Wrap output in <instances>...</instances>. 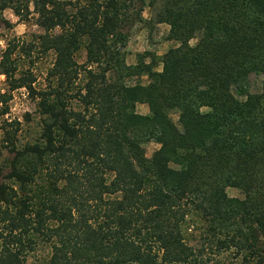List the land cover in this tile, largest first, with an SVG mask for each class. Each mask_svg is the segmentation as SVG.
<instances>
[{"label":"trees","instance_id":"1","mask_svg":"<svg viewBox=\"0 0 264 264\" xmlns=\"http://www.w3.org/2000/svg\"><path fill=\"white\" fill-rule=\"evenodd\" d=\"M137 1L162 2L175 46L159 71L127 68L147 83L126 86L122 30ZM30 6L43 34L0 51V116L25 88L41 135L18 147L19 123L1 127L13 157L6 181L0 165V264H24L40 244L42 264H209L186 241L192 218L218 251L264 264V0H0V14L26 21ZM18 52L31 65L52 55L44 89ZM149 142L159 148L146 158Z\"/></svg>","mask_w":264,"mask_h":264},{"label":"rangeland","instance_id":"2","mask_svg":"<svg viewBox=\"0 0 264 264\" xmlns=\"http://www.w3.org/2000/svg\"><path fill=\"white\" fill-rule=\"evenodd\" d=\"M161 3L156 5H149L145 2L142 6L140 2L135 3L132 12L136 15L140 11V17L134 16L131 21L123 28L122 32L127 38L126 47L122 51L121 70H124L122 76H125L127 68H135L141 64L149 65L153 63L156 65L155 69L160 70V61L162 56L172 47L174 42L167 40V33L169 27L166 24L158 23V13L161 8ZM148 4V5H147ZM11 17V19H9ZM36 14L30 6V15L26 21L19 19L11 9H7L0 14V51L6 48L8 42L14 41L19 43H32L34 38L43 34V30L36 25ZM12 20L15 22L13 23ZM16 58L20 67H31L33 73L36 75V82L34 87L36 89H44L46 86V73L52 64V55L41 57L32 54L31 60L34 64H30L27 58H20L19 52L16 53ZM85 60V53H81L78 57V62L82 64ZM83 79V78H82ZM82 79H80L82 81ZM80 81V82H81ZM136 83L145 85L147 78L145 75L124 77V85L132 86ZM260 89V78L251 75L249 79V91L251 93H258ZM7 90L5 79L0 77V91L3 93ZM76 107V105L73 104ZM137 113L145 115L148 113V107L145 104H139L136 107ZM29 114L30 119L27 121L25 116ZM173 121L177 123V116H171ZM19 123V131L16 133V145L21 147L26 143L36 142L41 135L42 120L36 112L35 102L27 96L26 99L17 93H11V99L8 102V112L5 116H0V141L2 137L3 122L12 124ZM159 146L154 142L146 143L143 146L146 158H151L153 153L158 150ZM13 154L5 149L0 142V165L3 167L2 181H6L9 173L8 163L12 159ZM226 193L230 197L244 199L241 191L234 188H227ZM191 219V218H188ZM192 220H195L192 218ZM189 220L188 226L184 228L187 243L199 251H203V257L208 260L209 264H246L242 255H238L234 249L218 251L213 240L208 241L205 236V231L200 223L194 224ZM50 255V249L46 244H40L35 250L26 256L24 264H42Z\"/></svg>","mask_w":264,"mask_h":264},{"label":"built area","instance_id":"3","mask_svg":"<svg viewBox=\"0 0 264 264\" xmlns=\"http://www.w3.org/2000/svg\"><path fill=\"white\" fill-rule=\"evenodd\" d=\"M0 77L5 79V77L1 74H0ZM13 92L19 93L23 97V99H26L27 96L29 97L28 91L25 88H20V89L13 91Z\"/></svg>","mask_w":264,"mask_h":264},{"label":"clouds","instance_id":"4","mask_svg":"<svg viewBox=\"0 0 264 264\" xmlns=\"http://www.w3.org/2000/svg\"><path fill=\"white\" fill-rule=\"evenodd\" d=\"M9 19H11V17H9ZM12 22L14 23L15 21H14V20H12Z\"/></svg>","mask_w":264,"mask_h":264}]
</instances>
